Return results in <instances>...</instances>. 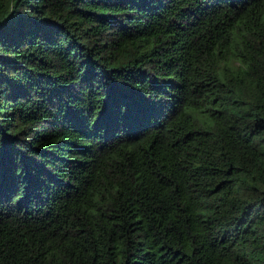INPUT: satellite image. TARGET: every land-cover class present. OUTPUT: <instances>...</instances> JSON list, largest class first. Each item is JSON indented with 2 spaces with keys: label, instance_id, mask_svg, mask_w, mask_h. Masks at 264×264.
Here are the masks:
<instances>
[{
  "label": "trees",
  "instance_id": "obj_1",
  "mask_svg": "<svg viewBox=\"0 0 264 264\" xmlns=\"http://www.w3.org/2000/svg\"><path fill=\"white\" fill-rule=\"evenodd\" d=\"M0 264H264V0H0Z\"/></svg>",
  "mask_w": 264,
  "mask_h": 264
}]
</instances>
